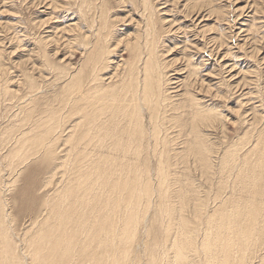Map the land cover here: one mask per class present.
<instances>
[{"label":"rangeland","instance_id":"rangeland-1","mask_svg":"<svg viewBox=\"0 0 264 264\" xmlns=\"http://www.w3.org/2000/svg\"><path fill=\"white\" fill-rule=\"evenodd\" d=\"M96 218L122 264H264V0H0V249Z\"/></svg>","mask_w":264,"mask_h":264},{"label":"bare ground","instance_id":"bare-ground-1","mask_svg":"<svg viewBox=\"0 0 264 264\" xmlns=\"http://www.w3.org/2000/svg\"><path fill=\"white\" fill-rule=\"evenodd\" d=\"M145 48V47H144ZM155 59V58H154ZM148 62V61H147ZM145 63V62H144ZM152 63V62H151ZM146 67V66H145ZM160 68V67H159ZM149 71V70H148ZM161 71V70H160ZM156 72V71H155ZM136 75V74H135ZM136 81V80H135ZM160 81V80H159ZM155 88V87H154ZM140 92V91H139ZM139 102V101H138ZM152 102V101H151ZM144 108V105H143ZM147 109V108H146ZM37 138V137H36ZM107 166V165H106ZM111 170V169H110ZM129 185L126 183H121V184H117L112 186V190L115 191H120L121 189H123V193L125 192L126 189H130L128 187ZM116 193V192H115ZM130 194V193H129ZM119 195V194H118ZM133 195V194H132ZM124 196V195H123ZM117 197V196H116ZM116 197H109L106 199L107 204L111 205V202H117L116 201ZM121 196H119L120 198ZM125 198V197H124ZM72 199V198H71ZM95 199V198H94ZM100 201V199L97 197L96 201L94 202L93 206L99 204L98 202ZM69 203V202H68ZM79 203V202H78ZM128 203V202H127ZM106 205V204H105ZM109 205V206H110ZM129 205V204H128ZM132 205V204H131ZM131 205L129 208H131ZM73 206V205H72ZM77 206V205H76ZM107 206V205H106ZM119 206V205H118ZM84 207V206H83ZM76 208V207H75ZM97 208L98 205H97ZM63 209V208H62ZM122 209V208H121ZM93 210V208H92ZM97 209H95L96 211ZM130 210V209H129ZM133 210V209H132ZM131 210V212H132ZM107 211V210H106ZM165 211V210H164ZM86 212V211H85ZM98 212V211H97ZM95 213V212H94ZM169 213V212H168ZM69 214V213H68ZM77 214V213H76ZM98 216V215H97ZM100 216V215H99ZM81 217V216H80ZM136 217V216H135ZM235 217V216H234ZM65 218V217H64ZM63 218V219H64ZM82 219L85 221H83L85 224L87 223V219L85 218V215L82 216ZM241 219V218H240ZM97 220V218L95 219ZM125 220V219H124ZM91 221V220H90ZM75 222V221H74ZM89 225L91 224V222H88ZM94 223V222H93ZM92 223V224H93ZM61 224V223H60ZM59 224V225H60ZM65 224V223H64ZM84 224V225H85ZM252 224V223H251ZM78 225V224H77ZM81 225V224H80ZM94 229L91 230V233L86 235V231L84 234L86 236L85 239L84 237L81 238L83 239V246H81L80 249V256L77 257L75 255H72V249L74 248V244L77 242V235L79 233V229L81 227H79V229L77 230L75 236L73 238L68 237L69 234L74 233V232H70L67 233L65 231V233H62L61 231V227L55 228L53 230H51V232H53L52 234L49 233V231L45 234H42V237L39 236L36 240H34L35 242H31L30 243V248H32V252L31 249L30 252L34 253L32 254L35 257V260H39V256H38V250H39V245L42 242V240H44L47 237H51L50 240V246L49 248H53L54 252L60 251V255L58 259H53L51 261H48L49 263H45V264H60V256H62V252L65 255V257L63 258V264L65 263H69V264H117L118 263V259H119V263L118 264H122V261L125 260V252L122 250L124 247H126V245L121 249V248H117V245L115 244L116 242H114L113 236L115 238V226L112 223H109V221H107V219L105 221L103 220H97V222H95L94 224ZM128 225V224H127ZM63 226V225H62ZM87 226V225H86ZM91 226V225H90ZM58 227V226H57ZM76 227V226H75ZM136 227V226H135ZM78 228V227H77ZM90 229V227H89ZM117 229V228H116ZM50 230V229H49ZM83 231V230H82ZM130 231V229H129ZM108 232V238L109 241H103L101 240L102 237H104L103 233H107ZM134 232V231H133ZM130 233V232H129ZM128 233V234H129ZM67 234V235H65ZM80 235V233H79ZM117 235V234H116ZM2 236V234L0 233V237ZM82 236V235H81ZM106 236V235H105ZM125 236V235H124ZM127 236V235H126ZM134 236V234H133ZM132 237V236H131ZM189 237V236H188ZM42 238V240H41ZM128 238V237H127ZM259 238V237H258ZM1 239H3V237H1ZM117 239H119L117 237ZM125 239V238H124ZM241 239V238H240ZM41 240V242H40ZM121 240V238H120ZM129 240V239H128ZM258 240V239H257ZM12 241V240H11ZM80 241V240H79ZM81 242V241H80ZM124 242V241H123ZM127 242V240H126ZM192 242V241H191ZM23 243V242H22ZM234 243V242H233ZM261 243V242H260ZM0 244H2V240L0 241ZM249 244V243H248ZM247 244V245H248ZM25 245V244H24ZM181 245V244H180ZM207 245V244H206ZM10 246L11 243L8 245H4L2 246L3 248L0 249V254H2V256L0 255V264H15V260H14V256H10V257H5V254H7L8 252H10ZM47 246V245H44ZM120 246V245H119ZM184 247V246H183ZM249 247V246H248ZM119 249V251H118ZM126 249V248H125ZM206 249V248H205ZM182 250V249H181ZM227 250V249H226ZM77 251V250H76ZM127 252V251H126ZM242 252V251H241ZM227 253V252H226ZM228 256V255H227ZM2 258H5V261L2 260ZM128 260V259H127ZM238 262V261H237ZM235 263V262H234ZM241 263V262H240ZM239 263V264H240ZM18 264V263H17ZM126 264V263H125ZM237 264V263H236Z\"/></svg>","mask_w":264,"mask_h":264}]
</instances>
